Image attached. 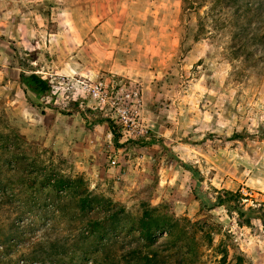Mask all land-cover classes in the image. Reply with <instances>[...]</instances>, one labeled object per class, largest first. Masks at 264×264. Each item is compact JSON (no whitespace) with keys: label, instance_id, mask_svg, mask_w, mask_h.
Returning a JSON list of instances; mask_svg holds the SVG:
<instances>
[{"label":"rangeland","instance_id":"1","mask_svg":"<svg viewBox=\"0 0 264 264\" xmlns=\"http://www.w3.org/2000/svg\"><path fill=\"white\" fill-rule=\"evenodd\" d=\"M236 4L0 0V264L67 261L23 257L36 240L77 237L79 198L31 187L54 171L83 175L106 209L122 210L117 253L142 242L149 216L162 263L264 264L262 219L238 209L264 212V41L245 45ZM23 70L137 85L157 140H116L89 101L34 94Z\"/></svg>","mask_w":264,"mask_h":264},{"label":"trees","instance_id":"2","mask_svg":"<svg viewBox=\"0 0 264 264\" xmlns=\"http://www.w3.org/2000/svg\"><path fill=\"white\" fill-rule=\"evenodd\" d=\"M236 1L238 3L236 7L243 14L246 13V18L242 21L243 25H245L244 30H246L245 45H255L259 41H264V4H255L251 0ZM260 1L264 2V0ZM19 77L26 90H30L34 94L49 95L52 91L50 81L34 71L28 73L23 70ZM92 111L94 112L93 109H91ZM98 112L102 113L109 122L116 140L122 138L124 135L121 133V127L104 112ZM154 140H157L156 135L151 132L148 136L133 140V142L145 144ZM44 183L52 185L56 193L59 192V194L55 193L57 196L71 194L79 198L81 205L83 203L77 211V217L80 219L78 234L77 237L75 236L72 240L63 244L56 240L44 242H37L36 240V244L31 246L32 248L23 257L50 255L55 258L59 254H62V257L67 255V261H63V264H166L161 262L163 258L156 246L158 241L156 236L157 226H155L151 217L146 216L138 222L137 230L140 233L142 242L140 241L139 245L133 249H123L120 253H117L118 247L114 246V244L116 245L118 241L117 239L114 240V238H119V236L114 233H116L115 227L118 223L121 209H113L112 212L106 209L104 206L107 201L88 190L87 181L83 175L72 179L70 176L60 172H46L41 176H36L31 183V187L36 190L38 186L42 187ZM223 202H230L231 206L238 208L235 200L229 196H226ZM238 209L243 218H248L251 215L250 213L257 212L264 224V212L252 208L248 210ZM22 261L24 260L22 259ZM36 261H39V259ZM11 264H16L15 259L11 261Z\"/></svg>","mask_w":264,"mask_h":264},{"label":"built area","instance_id":"3","mask_svg":"<svg viewBox=\"0 0 264 264\" xmlns=\"http://www.w3.org/2000/svg\"><path fill=\"white\" fill-rule=\"evenodd\" d=\"M46 79L51 83V93L71 94L82 105L89 101V109L104 112L121 127V133L127 138L138 140L153 131L145 120L144 94L137 85L116 77L65 74Z\"/></svg>","mask_w":264,"mask_h":264}]
</instances>
